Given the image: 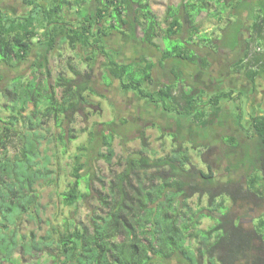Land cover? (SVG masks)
<instances>
[{
  "label": "trees",
  "instance_id": "16d2710c",
  "mask_svg": "<svg viewBox=\"0 0 264 264\" xmlns=\"http://www.w3.org/2000/svg\"><path fill=\"white\" fill-rule=\"evenodd\" d=\"M150 5V0H0V69H9V77L0 73V264H23V257L37 258L36 264H264V114L251 122L257 146L230 136L251 132L243 124V108L237 110L233 132L224 129L217 139L222 133L212 131L217 118L209 110L222 106L225 114V102L234 107L247 92L229 84L223 89L219 81L211 82L213 77L194 82L195 75L212 68L210 57L197 51L213 43L198 19L206 14L207 20L224 25L225 14L235 11L239 47L232 52L234 70L253 93L259 90L260 81L264 84V52L257 51L264 49V0H181L170 8L167 26ZM243 13L252 23L244 46L239 44ZM139 31L144 47L130 61L110 47L113 36L138 40ZM67 47L88 70L68 61L72 76L58 73L51 80L50 59L62 57ZM151 53H157L156 60ZM33 55L27 72H20ZM101 56L104 87L117 81L123 91L158 106L167 116L164 126L169 128L174 118L181 130L170 134L152 124L157 140L172 141L165 155L151 149L141 130L136 138L140 150L121 155L119 170L111 168L107 176L95 165L115 157V136L100 132L99 124L72 129L78 115L93 108V72ZM156 68L169 80L156 84ZM151 85L156 89L149 91ZM91 114L96 112L86 117ZM123 120L127 124L128 118ZM204 127L216 139L202 145L209 158H201L199 128ZM86 133L88 146L69 155L68 144ZM65 158L73 161L67 166L71 179L57 196L69 209L90 200L88 223L78 225L68 217L63 229L53 226L45 237L22 236V220L43 222L42 192L58 181L61 169L53 161L62 168ZM196 197L200 204L193 203ZM206 219L212 224L203 228Z\"/></svg>",
  "mask_w": 264,
  "mask_h": 264
},
{
  "label": "rangeland",
  "instance_id": "374dc122",
  "mask_svg": "<svg viewBox=\"0 0 264 264\" xmlns=\"http://www.w3.org/2000/svg\"><path fill=\"white\" fill-rule=\"evenodd\" d=\"M181 2V0H150V6L153 11V13L157 16L158 20L162 23L163 26H167L166 18L169 14L170 8L177 7V5ZM237 1L234 3L235 6H237ZM14 2L12 5H10V10L13 8ZM175 9V8H174ZM18 10L12 11L13 13H17ZM85 13V12H84ZM228 13V14H227ZM225 15V22L224 25H220L215 20H207L206 14H203L198 20L201 24H203V30L204 33H207L213 41V43L207 44V49L200 45L197 47V51L199 54L207 57H211L210 61L212 62V65L214 63L213 69H211V72L214 76H217V79L223 78L222 82L225 85L232 84L234 87H244L245 92H249L251 86L244 78L243 76H239V74L232 75L227 69L237 60V57L232 53L234 50L237 51V48L239 45L236 43V36H237V30H238V22L237 18L235 17V11H228ZM229 13H232L231 18L229 17ZM20 14V12H19ZM228 16V17H227ZM170 21V20H168ZM241 21L243 23L242 31L240 32V42L239 44H242L244 46V40L249 39L250 34V26L251 22L248 19V16L246 13H243L241 16ZM219 28L216 31V28ZM138 40L135 39H127V38H119L118 35L113 36L109 40L110 47L114 48L116 47V50L119 51L120 57L125 58L126 60L130 61L131 59L135 58L134 56L136 54H141L142 47H144L140 43L141 34L140 31L138 33ZM241 41L243 43H241ZM252 42V41H251ZM159 45L161 47H164V43L159 40ZM177 41H172V44H176ZM179 44V43H178ZM237 45V46H236ZM121 46V47H120ZM240 48V50H243ZM252 48L251 50L254 52V43L252 42ZM171 47V45H170ZM202 49V50H201ZM239 50V49H238ZM82 51V49H81ZM84 52V51H83ZM121 52V53H120ZM243 52V51H242ZM64 55L61 56H54L50 59V69L52 70V77L51 80H55V78L58 76V73H66L68 77L72 76V73H70V69L68 68L67 62L73 61L74 63H77L76 53L67 47L64 50ZM236 54V53H235ZM137 57V56H136ZM151 59L156 60L157 59V53H151L150 55ZM214 62H213V60ZM35 59V56L33 55L29 62L24 63V65H20V72L25 73L30 68V65H32L33 61ZM138 59V57L136 58ZM98 63L94 69V82L92 84L93 90L96 92V95H93L91 98V103L93 105V108L86 107L85 111L81 112L78 117L75 120L74 125L72 126V129L74 128L76 131H80L83 128H91L92 126L96 125V128L101 131H104L107 134L114 135L115 141H114V151H115V157L110 161H106L104 159H101L97 161L95 167L97 172H101L102 175L107 176L111 170L118 171L119 168L116 167L117 160L119 157L123 154H128L129 152H135L140 150V142L138 139V136L141 132V130L146 131L147 136L149 137L150 143L152 145L151 149H155L160 153V155L167 154L172 149V141L169 139H162L157 140V137L159 135L158 130L156 127H152V124H157L158 126H162V128L166 129L167 132L170 134H177L180 133V131L177 130V127L175 124H177V121L173 120L170 124H167L170 126L169 128L164 126V123L167 119V116L162 114L160 110H158V106H155L153 102H149L147 99L141 98L137 93L134 92H126L123 91L120 87L117 81L113 82L110 86H103V79H102V73L103 68L102 66H105V60L101 56L98 59ZM175 62H173L174 64ZM79 65V64H78ZM235 67V65H234ZM78 68L81 71H87L88 67L87 65H79ZM77 68V69H78ZM207 70H210L207 69ZM5 71V72H4ZM216 71V72H215ZM4 72V73H3ZM43 72V71H42ZM154 77L157 82L161 79L162 81H168L169 76L164 73H159L158 68H156L154 71ZM0 73L3 75L5 74L7 77H9V69L1 70ZM44 76H45V72ZM11 75V74H10ZM13 75V74H12ZM241 75V74H240ZM15 76V75H14ZM206 77L204 80L206 81L209 77L205 76L203 73H198L195 75V77ZM211 76V74H210ZM193 78L195 80L196 78ZM12 79V78H11ZM216 78L210 79L211 82L215 83L218 82ZM186 81V79H183V82ZM201 78H197L194 82H201ZM203 83V82H201ZM207 84H204V86ZM223 89H225L224 85L222 86ZM149 91L155 90L156 85L148 86ZM259 92L264 93V84L260 81L259 83ZM258 92V93H259ZM207 94V92H206ZM91 95V96H92ZM106 96L108 99L102 100L103 97ZM207 96V95H206ZM112 103V106L109 104ZM245 100V97L241 100L243 102ZM102 104V112L98 110V105ZM236 107L232 108V111L230 114H233L232 118L236 120V115L239 114L237 112L238 109L241 110V108L245 109V106L241 104L239 106L238 104ZM221 108H214V112L216 113ZM96 112V114H91L89 118L86 116L91 113ZM98 112V114H97ZM243 115L244 111H242ZM209 114V112H208ZM219 115V114H218ZM216 116L218 118V121L222 120L224 121L225 117ZM229 113H225V116H228ZM125 117L128 118L127 124H124L125 121L123 120ZM87 118V119H86ZM187 119V118H186ZM113 123V124H112ZM104 124H109L104 126ZM219 125V123H217ZM52 127L53 133H58L57 129L54 128L52 123L50 124ZM212 129V128H211ZM204 130V131H202ZM228 132V128L226 129ZM199 132L203 135V140L200 139L201 146L206 145L209 143H213L216 141L214 139V134L211 135V131L207 129V127L199 128ZM114 133V134H113ZM77 134V133H76ZM170 138L172 136L170 135ZM89 134H81L80 137L75 140L74 142L68 144V150L69 155L75 154L79 147L82 145L88 146L89 141ZM198 140V139H197ZM165 143L164 146L162 143ZM202 151V155L204 157H208V151L205 150V147L202 146L200 148ZM105 152L106 150L103 149ZM214 154V151H213ZM245 154V152H244ZM54 162V168L59 170L61 169V172L58 173V181L54 186L45 188L42 192V204L44 205L43 213L40 215L43 222L39 223L38 221L35 222H28L26 219L22 220L20 222V233L22 236H29L31 232H34L39 237H45L47 236L48 232L52 229L53 226L58 227L60 226L61 229L64 228V222L68 217H72L75 221H77L78 225L81 222H84L85 224L89 221V215L91 213V202L84 201L83 203H80V206L77 208H65L63 204L60 203V199L58 198V193H62L66 191L68 188L69 181L71 177L68 176L67 170L68 165H73L72 160H68V158H65L60 164L62 165L59 167L58 164ZM220 180H224L223 177H220ZM97 187L100 188V185L97 184ZM198 198L193 199L194 204H200L198 203ZM206 201L203 200L202 205L205 206ZM253 216H257V213L253 210L251 211ZM250 213V214H251ZM212 224L211 220L206 219L205 222H203L202 227L208 228ZM19 255V253H18ZM37 258H31V257H23L22 263L23 264H36ZM8 264V263H6Z\"/></svg>",
  "mask_w": 264,
  "mask_h": 264
},
{
  "label": "crops",
  "instance_id": "0c3cea01",
  "mask_svg": "<svg viewBox=\"0 0 264 264\" xmlns=\"http://www.w3.org/2000/svg\"><path fill=\"white\" fill-rule=\"evenodd\" d=\"M213 66L214 65H212V67ZM232 67H234V66L232 65L228 69V71L231 72L232 75L241 74L240 72H235L234 68H232ZM221 81H219V82L221 83ZM228 86L229 87H233V89L234 88L235 89H239L241 91L244 88L243 86L237 88V87L232 86V84L231 85L229 84ZM249 92H250V95H248ZM249 92L248 93H245L244 92L245 94H243V95L241 94L242 95L241 98H240V96H238L237 102H235V106L234 107H236L237 104L239 106H241V104H243L245 106L246 112H247V116H246V118H244V123L243 124H245V126H249V128L251 129L250 130L251 132L249 133V132H244V131H240V132L237 131V132H235V135L232 133L230 136H233V137L237 136L238 139H239L240 144H243L244 146H246V145L253 146L255 144L257 146V136L254 134V131L252 130L253 127H252L251 122H253L252 121L253 120L252 119L253 116H259V115H263L264 114V93H261V92H259V93H256V92L253 93L252 92V88H250ZM244 97H245V100L243 102H241V100ZM225 104L227 106L226 112L229 113V115L228 116H225V114H223L222 113V110L220 109L221 116H224L225 117L224 121H222V120L218 121V118H217L216 123L215 124L213 123V125L211 126V128L213 129L212 130L213 132H220V133H222V136L220 134H218L217 139H220L221 137H223L225 135L224 132H223L224 129L226 130L228 128V133L229 134L231 132H233L232 131V127H234L233 122L235 120L232 118L233 114H230V112H228V111H232V108H233V106L231 105L232 102H225ZM213 110H214V108L213 109H210L209 111L211 112ZM214 113L215 112L213 111V115L216 117L218 114H214ZM217 123H219V125Z\"/></svg>",
  "mask_w": 264,
  "mask_h": 264
},
{
  "label": "clouds",
  "instance_id": "9594fccd",
  "mask_svg": "<svg viewBox=\"0 0 264 264\" xmlns=\"http://www.w3.org/2000/svg\"><path fill=\"white\" fill-rule=\"evenodd\" d=\"M260 48V47H259ZM257 51H258V49H257ZM258 52H264V49H261V51H258ZM211 58V57H210ZM213 60V59H212ZM213 62H214V60H213ZM213 65H214V63H213ZM233 65V64H232ZM231 65V66H232ZM232 68H234V67H232ZM231 68V69H232ZM211 69H213V67L211 68ZM211 69L210 70H208V72H205V71H202L201 72V74L203 73L205 76H207V77H213V74H212V72H211ZM226 72H228V69H227V71ZM231 73V72H230ZM210 74H211V76H210ZM239 76H243L242 74L240 75L239 74ZM198 78H201L202 80L203 79H205L206 77H201V76H199ZM213 78H216L217 79V76H214ZM217 80H219V81H221V80H223V78H221V79H217ZM247 80V79H246ZM249 83V82H248ZM221 85L223 86L224 85V87L226 86L223 82H221ZM242 91H244V89H242ZM259 92V90L257 89V91H256V93H258ZM236 108H237V106H236Z\"/></svg>",
  "mask_w": 264,
  "mask_h": 264
},
{
  "label": "built area",
  "instance_id": "2783aa9c",
  "mask_svg": "<svg viewBox=\"0 0 264 264\" xmlns=\"http://www.w3.org/2000/svg\"><path fill=\"white\" fill-rule=\"evenodd\" d=\"M258 51H261V48H258Z\"/></svg>",
  "mask_w": 264,
  "mask_h": 264
}]
</instances>
